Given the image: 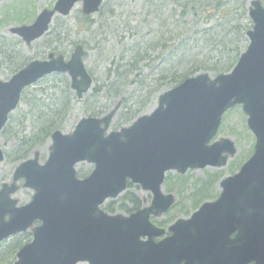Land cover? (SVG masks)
Returning <instances> with one entry per match:
<instances>
[{
    "label": "water",
    "instance_id": "obj_1",
    "mask_svg": "<svg viewBox=\"0 0 264 264\" xmlns=\"http://www.w3.org/2000/svg\"><path fill=\"white\" fill-rule=\"evenodd\" d=\"M103 1L55 0L31 23L8 32L27 46L49 31L55 16L66 17L77 2L83 14L91 15ZM248 16L252 21L246 32L248 44L230 71L185 78L159 94L151 111L118 130L108 128L120 101L103 115L83 116L69 133L52 132L43 164L38 163L36 151L16 167L13 179L24 177V185L34 195L29 204L15 208V201L8 198L15 188L0 191V241L25 231L35 219L41 223L32 229V241L17 252L14 264H208L207 258L213 259L212 264H264V8L260 0L250 1ZM84 55L77 43L67 59L50 52L7 80L0 79V130L22 90L54 72L66 74L70 89L81 99L92 85ZM235 105L241 106L255 139L251 156L235 174L220 180L215 201L204 202L188 220L177 219L169 226L171 235L156 242L154 238L164 231L150 222L149 214L159 216L175 201L172 194L161 191L165 172L225 166L236 154L235 142L213 138L223 113ZM83 161L92 163L93 169L79 179L75 165ZM127 181L151 192L150 205L129 216L100 209L106 199L126 188ZM209 211L219 214L210 238L204 220ZM241 213L247 220L243 226L237 222ZM191 226L201 227L189 230ZM236 229L237 235L230 237Z\"/></svg>",
    "mask_w": 264,
    "mask_h": 264
},
{
    "label": "rangeland",
    "instance_id": "obj_2",
    "mask_svg": "<svg viewBox=\"0 0 264 264\" xmlns=\"http://www.w3.org/2000/svg\"><path fill=\"white\" fill-rule=\"evenodd\" d=\"M168 1L104 0L99 12L91 16L94 22L89 30L85 29L83 24H81L80 2H77L69 15L57 17L52 21L50 30L44 37L28 46H25L22 42L19 50L17 48L11 49V47H8L7 50H0V79L7 80L11 76L14 67L20 62L46 58L49 49L44 45L48 43L52 47H57L67 58L75 42L84 44V49L86 50L84 62L88 71L93 74V84L83 99L77 100L75 97L70 101V109L64 120L63 127L59 129L64 133H69L81 117L103 115L121 99V97H115L113 94L115 89H109L105 86L109 82L106 77L107 68L113 66V63L116 62L119 54L124 49V44H128L143 35L147 37L149 32L161 27L165 10L169 11L171 9V6L167 4ZM249 1L245 2L247 10ZM54 2L55 0H0V37L11 38L8 32L9 28L21 24H29L39 11L44 7L51 8ZM5 9L8 11L10 18L14 15V18H22L24 21L19 23L14 20L8 24L2 23L1 17ZM203 17H200L197 22L199 26H204L205 24ZM186 18L188 19V17ZM249 26L251 27V21ZM188 29L192 31L194 26H190ZM177 31L176 29L174 32ZM54 33H60L59 38H55ZM247 44L248 40L246 38L242 51L245 50ZM3 50L6 53H3ZM157 52L151 53V58H154ZM9 54L16 56V60H14V57H9ZM146 62L147 60L142 61L139 65L143 66V74H146L147 78L140 85L132 84L125 88L123 96L127 99V104L123 103L119 107L115 117L110 122L109 130H118L122 126L130 125L131 121L118 120L119 115L124 112L126 105H137L145 99L147 86L149 89L150 75L153 73L152 68L157 64L158 60L150 64V66H146ZM54 76L56 75L45 77L23 91L17 108L9 114L6 124L7 129L1 133L0 146L2 149H10L9 152L15 148L25 149L26 147H31V143L34 147L25 152V157L29 156L32 158V151L38 150L40 154L39 161L43 162L46 159L50 138L48 137L43 144L33 145V142L29 141L33 134L31 131V119L26 117L22 120L19 115L28 114L34 99L47 102L46 98L54 92L53 87L61 89L60 79ZM95 87L101 88V91L98 95L92 96ZM165 90L156 92L151 96L149 103L138 115L151 111L156 105L157 97ZM43 91L44 93L42 94ZM87 110H95L98 113L91 114ZM117 122H119L118 125ZM219 136L229 137L235 142L237 147L236 155L229 159L225 166L220 168L208 166L202 169L189 170L184 174H178L174 171L166 172L162 191L164 193L171 192L176 201L169 213H164L157 218L151 217V221L154 224L165 229L174 220L188 217L203 201L215 199L220 191L219 180L234 173L240 163L251 154L254 138L245 125V115L242 113L240 106H234L223 115L215 137ZM17 164L18 162H10L4 156V159L0 162V178L8 180ZM75 168L79 176H85L91 172L93 165L83 161L77 163ZM126 192L134 194L137 198L140 197L141 206H144V200L146 201L145 205L150 202V193L143 191L139 186L128 187ZM31 193L32 190L28 188L21 189L16 194V197L21 202H26L29 200ZM121 196L114 200L112 212H108L106 209L108 200L101 205V208L108 213L117 214V212H121L118 208L120 203L126 207H131V203L121 200ZM78 264L87 263L81 262Z\"/></svg>",
    "mask_w": 264,
    "mask_h": 264
},
{
    "label": "trees",
    "instance_id": "obj_3",
    "mask_svg": "<svg viewBox=\"0 0 264 264\" xmlns=\"http://www.w3.org/2000/svg\"><path fill=\"white\" fill-rule=\"evenodd\" d=\"M246 1L169 0L167 4L171 6V9L165 10L163 14L162 28L149 32V37L143 35L124 44V49L116 62L107 68L106 77L109 82L105 86L115 89L113 94L115 97H121L122 105L123 103L127 104V99L123 96L125 88L132 84L140 85L147 78V75L143 74V66L139 64L147 60L146 66H150L158 60L152 68L151 84L149 83V89L147 86L145 99L137 105H126L118 120L132 121L143 111L151 96L156 92L175 86L198 72H206L215 76L229 71L244 47L245 33L250 27L245 8ZM3 12L2 23L8 24L14 20L19 23L24 21L22 18H14V15L10 18L6 9ZM91 16L82 14L81 24L85 29L89 30L93 25L94 21ZM202 16H204L205 24L199 26L197 22ZM190 26H194L192 31L188 29ZM176 29L178 31L174 32ZM60 33H54V37L59 38ZM20 46L21 42L14 37L9 39L0 37V50H7L8 47L19 50ZM44 46L51 51L60 52L50 43ZM155 51H158L157 54L151 58V53ZM2 52L6 53L4 50ZM26 62L28 61L17 64L14 71L21 68ZM52 75H56L54 77L60 79L61 89L53 87L54 92L46 98L47 102L34 99L28 114L19 115L22 120L26 117L31 119L33 134L29 141H32L33 145L43 144L52 131L63 127L70 109V101L75 98L69 88L68 78L64 74ZM91 75L93 76V74ZM100 91L101 88L95 87L92 96L98 95ZM87 111L91 114L98 113L95 110ZM118 124L119 122H117ZM5 129H7V125L2 132Z\"/></svg>",
    "mask_w": 264,
    "mask_h": 264
},
{
    "label": "flooded vegetation",
    "instance_id": "obj_4",
    "mask_svg": "<svg viewBox=\"0 0 264 264\" xmlns=\"http://www.w3.org/2000/svg\"><path fill=\"white\" fill-rule=\"evenodd\" d=\"M261 1V4H262V6L264 7V0H260ZM19 41V40H18ZM9 57H14V58H16V56H14V55H12V54H9L8 55ZM16 144V143H15ZM30 145H31V147H26L25 149H21V148H15V149H13V150H11L10 152H9V150H4V149H2V152H3V156H5L6 157V159L7 160H9L10 162H18V163H20V162H22V161H25V160H27V159H29V158H31V157H29V156H26L25 157V152H27V151H29V149H32L34 146H32V144L30 143ZM1 147V146H0ZM36 151H38V150H36ZM36 151H32V153H33V156H34V153L36 152ZM48 151H49V149H48ZM37 158H38V163H43V162H40L39 161V158H40V154H39V151H38V153H37ZM4 159V158H3ZM18 165V164H17ZM16 165V166H17ZM16 166H15V168H16ZM15 168H14V170H15ZM14 170H13V172H12V174H11V176H10V178L8 179V180H5V179H1L0 178V191L5 187L6 189H11V188H15V190L13 191V192H10L9 194H8V198L10 199V200H13V201H15L14 202V207L15 208H21V207H24V206H26L27 204H29L30 202H31V200H32V198H33V195H34V190L33 189H31V188H29V187H26L24 184H25V179H24V177H20V178H18L17 180H14L13 179V175H14ZM88 175V174H87ZM86 176V175H85ZM80 178H82V177H84V176H79ZM134 184H131V183H129L128 184V186H127V188H126V191H127V189H128V187H131V186H133ZM137 186V185H136ZM138 187V186H137ZM25 188H28L29 190H32V193H31V195H30V197H29V200L28 201H26V202H21L17 197H16V194L21 190V189H25ZM140 188V187H139ZM143 190V189H142ZM143 191H145V190H143ZM169 193H171V192H169ZM150 196H151V194H150ZM218 197V196H217ZM216 197V198H217ZM215 198V199H216ZM151 199H152V197H151ZM151 199H150V202H151ZM114 200L115 199H108V203L106 204V209L108 210V212H112L113 211V208H114V206H113V204H114ZM121 200H126V201H128L129 203H131V207H126L124 204H122V203H120L119 204V206H118V208L121 210V213H124L125 215H130V214H132V213H134V212H136V211H138L139 209H141L142 207H145V206H148L149 204H150V202H149V204L148 205H145L146 204V201L144 200L143 201V205L144 206H141V198L140 197H136L134 194H132V193H130V192H125V193H123L122 194V196H121ZM214 200V199H213ZM199 206V205H198ZM198 208V207H197ZM196 208V209H197ZM172 209V207H170V209H168L165 213H169V211ZM195 209V210H196ZM194 210V211H195ZM194 211H192L191 213H190V215L188 216V217H185L186 219H189V218H191V216H192V213L194 212ZM105 212H107V211H105ZM107 212V213H108ZM217 211H209V212H207V214H206V216H205V218H204V220H206V224H207V227H206V229H207V235H208V238H210V234L212 233V227H211V225L212 224H216V223H218V219H217V216H219V214L218 213H216ZM109 214H112V213H109ZM164 214V213H163ZM162 215V214H161ZM161 215H159V216H161ZM159 216H156V215H154L153 213H150L149 214V219H150V221H151V217H155V218H157V217H159ZM9 219V214L8 213H6L5 215H4V220L5 221H7ZM152 222V221H151ZM237 222L241 225V226H243V224L245 223V222H247V220H244V218H243V216H242V213L240 214V216L238 217V219H237ZM40 221L39 220H37V219H35L34 221H32V224L25 230V231H20V232H17V233H15V234H12V235H10V236H8L6 239H3L2 241H0V262H2L1 264H13L14 263V261H15V258H16V253H17V251L22 247V246H24L25 244H27V243H29L30 241H31V239H32V229L34 228V227H36V226H39L40 225ZM172 223V222H171ZM171 223H169L168 224V226L164 229V228H162V227H160V226H157L156 224H154L153 222H152V224H154L156 227H158V228H161V229H163L164 230V232L161 234V235H159V236H157V237H155V241H160V240H162V239H164L166 236H168V235H170V232L168 231V227H169V225L171 224ZM158 224H160V223H158ZM199 227H201V226H191L190 228H189V230L190 229H192V228H199ZM237 233H238V229H236L234 232H232L231 234H230V237H234V235H237ZM11 252H13L12 254H11ZM207 262H208V264H212L213 263V259H211V258H207ZM79 263H81V262H79ZM255 263V261H251V262H248L247 264H254ZM78 264V263H77Z\"/></svg>",
    "mask_w": 264,
    "mask_h": 264
}]
</instances>
